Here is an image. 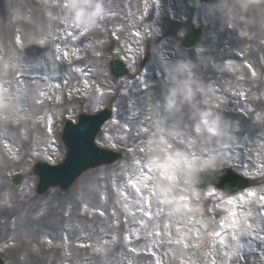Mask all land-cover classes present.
I'll list each match as a JSON object with an SVG mask.
<instances>
[{
    "label": "rangeland",
    "instance_id": "374dc122",
    "mask_svg": "<svg viewBox=\"0 0 264 264\" xmlns=\"http://www.w3.org/2000/svg\"><path fill=\"white\" fill-rule=\"evenodd\" d=\"M108 3L115 6L109 17ZM103 4L105 15L96 27L82 30L68 22L61 0H0V256L4 264H264L263 252L247 258L246 246L230 255L223 248L239 220L238 206H249L244 193L259 187L264 203V0H208L194 10L183 0H103ZM130 6L147 9L133 11ZM123 14L131 23L152 15L161 31L166 23L174 26L172 35L175 32L177 37L186 24L208 25L193 49L175 50L176 55L162 63L180 54V60L197 65L195 71L204 82V91L196 96L197 107L221 113L235 124L237 136L235 142L205 145L202 154L229 152L231 158L221 160V168L247 177L249 188L231 196L211 186L158 193L156 184L163 173L155 168L149 151L158 147L152 142L160 134L155 111L157 106L162 110L163 93L136 100V107L143 103L137 111L149 105L154 116L146 115L147 120L134 127L138 134L133 137L135 120L121 122V110L110 103L113 89L107 90L103 79L106 27L111 17L120 21ZM157 34L162 39L155 35L154 46L170 43L167 35ZM118 101L134 102L122 96ZM107 104L117 113L106 125L113 126L114 133L103 137V127L96 144L124 156L84 173L65 192L54 188L36 195L37 179L31 168L38 160L49 164L62 160L59 134L64 120L75 121L78 113H94ZM181 114L190 130V109L181 106L177 115ZM18 172L23 179L13 187L9 179ZM170 205L178 222L171 217L168 224L164 220ZM191 219L199 220V226L185 235L189 228L179 221L186 225ZM215 226L222 235L214 237Z\"/></svg>",
    "mask_w": 264,
    "mask_h": 264
},
{
    "label": "clouds",
    "instance_id": "9594fccd",
    "mask_svg": "<svg viewBox=\"0 0 264 264\" xmlns=\"http://www.w3.org/2000/svg\"><path fill=\"white\" fill-rule=\"evenodd\" d=\"M61 7L68 22L82 30L94 29L105 15L103 0H61ZM161 67L168 75L162 82V110L161 106L156 107L160 134L152 143L158 147L150 150L149 156L155 168L163 173L156 190L167 195L179 188L187 191L200 182L202 174L219 171L222 165L218 154L211 151L202 154L204 146L235 142L237 136L235 124L224 119L221 113L197 107L196 96L204 91V82L195 71L196 64L175 59L161 64ZM181 106L190 109V130L183 125L182 114L177 115ZM238 248L237 245L233 249V254Z\"/></svg>",
    "mask_w": 264,
    "mask_h": 264
},
{
    "label": "bare ground",
    "instance_id": "6f19581e",
    "mask_svg": "<svg viewBox=\"0 0 264 264\" xmlns=\"http://www.w3.org/2000/svg\"><path fill=\"white\" fill-rule=\"evenodd\" d=\"M256 12V11H254ZM125 33L126 30L124 28L122 38H125ZM125 41V39L123 40ZM212 56L209 55L207 56L208 58H211ZM199 73L202 72L200 69L198 71ZM154 79V78H153ZM164 80L161 78H157L156 82L159 86L162 87V82ZM1 84V83H0ZM163 88V87H162ZM1 95V93H0ZM122 107L124 106H118V109L121 110ZM140 123L139 122H134L131 123V130L132 132L130 133L131 136H135L136 132H133L136 130L134 127H139ZM159 127V126H158ZM142 128V127H140ZM114 127L109 125L105 126L103 129V137H108L110 135L112 137V133L114 132ZM143 130V129H141ZM116 131V130H115ZM108 134V135H107ZM248 152V151H247ZM246 154V153H245ZM220 161L224 159H229L231 158V154L229 152L219 154L218 155ZM250 167V166H248ZM255 175V173H254ZM251 193V195H249ZM245 197L249 201V206L248 205H242L239 207L241 214H239V220L236 223H233V228L230 230L231 234L227 236L225 240V248L224 250L227 251L228 255L233 254V249L238 245L239 248L242 246H246V253L248 255L247 258L257 255L259 253L264 254V203L262 200H260V196L262 195V190L259 187H256V190L250 189L248 192L244 193ZM203 199H201L200 203H202ZM173 202V201H171ZM240 203H242V200H239ZM248 206V207H246ZM174 208L173 206H168L166 209V218L165 222L170 223V218L173 217L174 222H178V220L174 217ZM246 207V208H245ZM239 212V213H240ZM194 217V216H193ZM185 221V220H184ZM191 223L184 224L182 221H179L181 225L187 226L189 229L185 233V235H192L194 230L197 231L198 228V221L199 220H194L191 219ZM197 222V224H196ZM179 225V224H178ZM183 228V227H182ZM181 228V229H182ZM222 248V249H223ZM209 250V249H208ZM240 250V249H238ZM237 250V251H238ZM171 251H173L176 255L178 254L177 248H173ZM236 251V253H237ZM172 254V253H170ZM178 257V256H177Z\"/></svg>",
    "mask_w": 264,
    "mask_h": 264
},
{
    "label": "water",
    "instance_id": "95a60500",
    "mask_svg": "<svg viewBox=\"0 0 264 264\" xmlns=\"http://www.w3.org/2000/svg\"><path fill=\"white\" fill-rule=\"evenodd\" d=\"M190 1H192L193 4H195V5L202 2V0H190ZM200 33H201V30H197L193 35L195 37L194 39H196L200 35ZM70 133L72 134V137L74 139L67 141V145L69 146V153H68L67 159L65 161V166L67 164L68 165L71 164V161H73L74 159H78L80 156L91 155L93 153V149L90 146V144L87 142L85 133L83 131H77L76 129H74V130H71ZM94 158L97 159V161L94 162L93 165H98L101 163H107L108 161L109 162L112 161L111 159L110 160L105 159V155L103 153H95ZM40 163L41 162H39L36 165L38 170L43 167V165ZM80 166H82V165H80ZM80 166L79 167L77 166L78 168L74 167V170L77 169L76 171H78V172L75 176H72L73 179H75L89 165L82 168V169L80 168ZM202 175H203V177L200 179V182L198 183L201 187L206 185L205 184L206 182H204V183L202 182L205 178L209 179L212 183H216V185H220L223 182H225V183H232L230 185L237 187L240 185V183L242 184V181H240L238 179L239 177L236 176L235 174H233L229 169L228 170L224 169V170H220V171L213 172V173H204ZM19 179H20V176L16 177L15 183H18ZM205 181H208V180H205ZM59 182H63V180H60ZM53 183H57L62 187H66V185L55 182V181ZM54 185L55 184H49L48 186H54ZM245 185L246 184L244 183L243 186H245ZM225 188L227 189L228 187L225 186ZM62 189H65V188H62ZM43 190H44V188L42 187V185H40L39 192H43ZM0 264H2V263L0 262Z\"/></svg>",
    "mask_w": 264,
    "mask_h": 264
},
{
    "label": "snow or ice",
    "instance_id": "6c2138e0",
    "mask_svg": "<svg viewBox=\"0 0 264 264\" xmlns=\"http://www.w3.org/2000/svg\"><path fill=\"white\" fill-rule=\"evenodd\" d=\"M249 195H251V193ZM229 203H231V201H229ZM217 235H219V233H217Z\"/></svg>",
    "mask_w": 264,
    "mask_h": 264
}]
</instances>
